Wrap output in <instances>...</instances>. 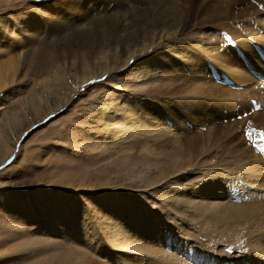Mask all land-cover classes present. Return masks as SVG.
<instances>
[{"label": "rangeland", "instance_id": "1", "mask_svg": "<svg viewBox=\"0 0 264 264\" xmlns=\"http://www.w3.org/2000/svg\"><path fill=\"white\" fill-rule=\"evenodd\" d=\"M74 1L0 0V78L5 82L0 86V133L4 131L9 142V138H17L10 147L11 153L0 152V264H142L138 263L140 258L135 252L109 245L108 240L104 244L101 242L108 232L121 229L123 212L133 208L124 205L125 200L141 202L139 197L164 206L175 221L190 224L192 228L189 226V229L193 230L195 226L201 240L205 241L204 237H207L214 241L213 236L218 234L215 240H219V247L224 246L226 243L219 238L217 224L209 220L201 223L187 212H191L187 205V210L182 209L184 206L180 202L175 201L172 205V200L159 196L164 190L170 192L189 182L183 181L179 185L176 182L179 176L201 175L212 171L207 169L218 168L219 165L212 164L214 158L209 156V163L201 162L199 167L190 162L191 166L180 172L173 170V174L148 187L131 186L132 180L123 176L129 167L139 171L148 167L149 173L154 175L167 166L163 148L158 147L166 135L159 139L152 137L154 130L150 129V121L160 113L165 122L172 118L179 122L175 115L178 108L173 103L177 94L153 95L148 91L164 76L163 68L156 65L157 56L171 57L182 65L183 59L179 56L185 48L194 50L199 48L198 45L204 46L205 37L211 36V31L222 29L218 26L188 29L173 39L157 36L147 52L138 51L133 55L132 50L147 42L140 40L134 48L121 50L114 47L116 36L108 39L110 42L97 36L83 44L73 41L70 36L73 27L62 18L64 13L74 17ZM107 3L102 7L110 9L113 2ZM102 7L99 13L105 10ZM258 9L261 11L249 18L264 28V9ZM247 21L231 22L233 25L227 27L244 31L241 26L247 25ZM258 36L264 42V30ZM129 37L134 39L135 34ZM232 41L231 38L224 41L225 55L221 51L219 57L223 55L229 63L239 62V67L234 62L230 63L229 69L221 66L224 71H220L227 77L228 84L232 82L229 89L234 97L229 98L227 104H232L230 110L234 113L230 117L224 110L225 117L221 121L217 118L208 126L217 123L221 130L236 128L234 138L242 141L240 147L258 154L259 144L253 141L254 133L264 126V77L255 71H264V60L261 59L264 50L260 52L255 47L253 53L251 50L241 52L226 45ZM176 48L180 52H174ZM49 55L52 58L49 59ZM249 62L252 65L254 62V70ZM84 72L89 74L85 81L82 80ZM208 74H214L211 64ZM145 90L151 95H144ZM242 91L246 99L234 105V99L236 101ZM258 91L262 96H257ZM218 100L224 102L222 97ZM255 103L258 107H254ZM51 106L54 109L47 113ZM121 108L132 109L134 113H117ZM204 119L205 116L195 118L196 122L208 121ZM249 126L255 128L248 130ZM167 135L174 140L172 133ZM181 153L185 159V152ZM257 171L246 189L263 198V175L262 171ZM225 191L226 186H215L210 196L225 201ZM154 213L156 211H150L147 218ZM163 229L164 225L160 231ZM157 240L154 237L149 242L155 250L150 254L146 252L143 264H181L182 259L187 264L186 260L192 261L179 240L167 241V245L161 246ZM224 248L235 249L232 250L234 254L240 252V248L232 245ZM123 257L127 263L123 262Z\"/></svg>", "mask_w": 264, "mask_h": 264}, {"label": "bare ground", "instance_id": "2", "mask_svg": "<svg viewBox=\"0 0 264 264\" xmlns=\"http://www.w3.org/2000/svg\"><path fill=\"white\" fill-rule=\"evenodd\" d=\"M107 2L110 4L113 2L110 9L102 7L104 4L107 6ZM72 4V8L75 11L74 17L70 18L64 13L63 18H61L66 19L73 27L70 33L73 41L83 44L87 43L89 39L94 40V37L97 36L102 41L110 42L109 40L116 36V42L113 41L116 43L114 47L121 50L134 48L135 45H138L137 43L140 44V40L147 42L132 50V54L138 51L147 52L151 42L157 36L173 39L184 34L188 29H211L217 26L222 29L220 32L218 29V31H211V36L205 37L204 46L202 44L198 45L199 48L194 50L184 47L185 50L179 56V58L183 59V66L180 65L178 60H174L171 57L163 58L157 56L155 59L156 65L158 64L159 68H163V75L166 76V80L164 76V78L160 77L161 81L156 85L150 86L148 91L151 94H177L173 99V103L175 108H178V112L174 113L178 117L179 122H175L174 118H172V121L165 122L162 120L160 113L154 115V117L152 116L153 118L150 121V129L154 130L152 137L155 136V139H159L166 135V137L161 139L162 144L158 147L162 146L163 148V156L167 166L154 175H151V172L149 173L151 169L148 167L143 171L129 167L123 172V176L125 175L132 180L131 186L148 187V185L163 180L169 174H173V170L180 172L187 166H191L190 162H195V167H199L201 162L208 161L207 163H209L211 160L209 156L214 158L215 160L213 159L214 163L212 164L216 163L220 168L218 166V168L207 169L212 171L201 175L179 176L177 178L178 181L176 179L179 185L184 183L183 181L189 182L170 192L164 190L159 196L172 200V205H175V201L176 203L180 202L181 206H184L182 209L187 210L190 208L191 212L188 210L187 212L195 215L201 223L204 220H209L213 224H217V228H220L218 231L219 238L226 244L219 247L220 245L217 243L219 240H215L218 234L213 236L214 241L204 236L206 238L205 241L201 240L197 237V233H200V231H196L195 226L193 230L189 229L191 227L190 224L184 223L183 225V223L175 221L173 215L169 214L170 212L164 206L156 205L144 197H139L138 199L142 201L138 200L136 201L137 203L125 200L124 205H131L133 208L123 212L124 222L120 225L121 229L118 227L120 230H115L113 233L108 232L109 235L105 239H101V242L104 244L108 240L109 245L112 244L118 248H124L126 251L135 252L136 256L140 258L138 263H144L146 254H150L155 250L154 246L149 242L156 237L158 243H160L159 246L167 245V241L179 240L185 253L188 256L190 253L192 257V259L189 257L192 261L186 260L187 264H246V262L248 264H264V197L262 198V195L259 196L257 192L247 191L246 189L247 183L258 172L257 170L262 171L263 181L261 184L264 183V151H262L264 150V135H262L264 134V126H261V130L254 133V141L252 139L256 145L259 144L258 154H256L257 151L252 150V153L249 152V148L240 147L242 141L238 142L234 138L233 130L236 128L221 130V126L219 124L217 126V123L211 127L208 126L210 122L217 120V118L221 121V118L225 117L224 110L229 113L230 117L234 113L230 110L232 104H227L228 99L234 97L232 90L229 89L232 82L230 81L228 84L226 81L227 77L221 73L224 71L223 68H230V63L235 62L236 67H239V62L229 63L223 58V55L222 58L219 57L221 51H224L225 55L223 47L224 41L227 40L226 37L233 40L226 45L234 47L241 52L251 50L253 53L255 47L260 52L264 50V42L258 36L261 35L264 28L262 25L253 23L256 22L255 19L249 18L250 15H257L255 12L261 11L258 7L264 9V0H76ZM101 7L105 10L103 11L102 9L100 11L103 12L99 13L98 10ZM241 17L244 19L239 20L238 18ZM246 19L248 24L241 26L244 31H238L232 27V29L229 28V25H233L230 24L231 22L237 23L243 20L246 21ZM133 28L136 29L134 32L132 31ZM130 34H135L134 39H130ZM245 34H248V36H244ZM246 37H250L249 40ZM205 44L208 46H205ZM178 49L176 48L174 52H180ZM203 49L206 50L204 51ZM233 52L234 50L231 53ZM210 54H212V58ZM50 58L52 56L49 55ZM208 58L211 59L209 60L210 62ZM255 61L258 64L261 63L259 60ZM49 63H51V60ZM210 64L214 69V74L209 76L208 66ZM241 64H244V62ZM170 66L172 67L171 70H169ZM179 66L181 69H179ZM216 66H218V69ZM249 66L254 70V62L253 65L249 62ZM255 72L262 73L264 77V71L259 72L256 70ZM83 74L82 80L85 81L89 74L87 75L85 72ZM167 78L170 80H167ZM4 83V79L0 78V86ZM148 91H143V94L148 96ZM258 92L256 93L257 96H262V93H264V91L262 93ZM244 94L242 91L240 99L238 98L235 101V98L233 104L237 105V101L246 99ZM220 97L224 99V102L218 100ZM241 103L243 102L241 101ZM58 104H56V107ZM52 109H54L52 106L50 109L48 108L47 113ZM240 109L243 110L244 107ZM117 113H130V115H133L134 110L121 108L120 112ZM201 116H205L208 121L196 122L197 119L195 120V118ZM261 119L260 123H262ZM200 129H205L206 131L202 132ZM3 133L4 131L0 133V152L9 154L12 152L10 147L12 143L16 142L17 138L11 137L12 139L9 138L11 142H9ZM171 133L174 140H171L167 135ZM242 140L244 141V139ZM252 141L249 142L251 143ZM182 144L185 146L181 147ZM182 151L186 154L185 159L181 155ZM184 162L187 163L186 166L185 164L183 165ZM124 164L122 162V165ZM261 174L259 173V177ZM181 177L182 180H179ZM153 179H156V181ZM215 186H226L225 201L212 199L210 195ZM245 193L246 195H244ZM186 205L188 208L185 207ZM149 207H153L156 214L154 213L150 218H147L150 211L154 212ZM163 225L164 229L160 231ZM204 235L208 236L207 234ZM178 236L179 239L177 238ZM227 245L228 247L232 245L234 248H240V252L237 250L238 253H229L224 248ZM231 249L235 251V249ZM122 259H124L123 262L127 263L126 261L128 260L126 258L123 257ZM182 260H180L181 264H185Z\"/></svg>", "mask_w": 264, "mask_h": 264}, {"label": "snow or ice", "instance_id": "3", "mask_svg": "<svg viewBox=\"0 0 264 264\" xmlns=\"http://www.w3.org/2000/svg\"><path fill=\"white\" fill-rule=\"evenodd\" d=\"M226 39H229V40H230V38H228V37H226ZM262 135H264V134H262ZM262 151H264V150H262ZM227 251H228L229 253H231V252H232V249H231V248H228Z\"/></svg>", "mask_w": 264, "mask_h": 264}]
</instances>
